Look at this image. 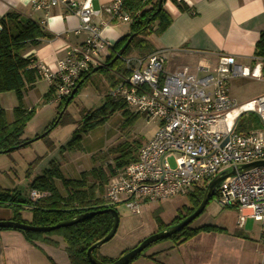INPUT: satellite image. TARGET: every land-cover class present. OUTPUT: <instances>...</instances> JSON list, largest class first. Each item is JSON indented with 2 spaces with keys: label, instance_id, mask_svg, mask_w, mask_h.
<instances>
[{
  "label": "built area",
  "instance_id": "1",
  "mask_svg": "<svg viewBox=\"0 0 264 264\" xmlns=\"http://www.w3.org/2000/svg\"><path fill=\"white\" fill-rule=\"evenodd\" d=\"M123 1L115 0L105 10L111 22H131L122 11ZM31 3L34 10L44 12L64 6L80 20L75 33L86 34L81 44L68 47L55 71L38 61L32 63L42 78L55 86L54 101L60 103L72 95L83 76L104 65L113 44L102 36V25L94 23L99 12L93 9L91 0ZM166 62L163 52L123 57L124 71L116 74V84L108 93L134 114L158 124L139 149L136 161L115 170L102 197L106 205L125 204L135 215L145 205L186 197L196 186L208 184L231 167L264 162V95L238 105L229 89L236 78L261 80L263 63L250 68L238 64L232 56H221L213 67L198 65L168 71ZM245 113L257 114L263 130L238 133L236 125ZM215 194L222 208L237 210L239 227L248 219L260 223L264 238V165L238 172L221 183ZM46 196L36 190L30 193L32 201Z\"/></svg>",
  "mask_w": 264,
  "mask_h": 264
},
{
  "label": "trees",
  "instance_id": "2",
  "mask_svg": "<svg viewBox=\"0 0 264 264\" xmlns=\"http://www.w3.org/2000/svg\"><path fill=\"white\" fill-rule=\"evenodd\" d=\"M159 1H123L122 11L131 17V22L128 23V33L110 48L109 55L104 62V65H108V67L95 73L91 70L80 79L76 85V87L79 85V88L75 96L96 73H105L108 76L111 87H114L116 77L112 73L116 75L124 71L123 57L132 55L133 53L138 56H146L157 52L150 42V37H160L173 22L172 16L165 9L167 2L172 3L182 13L190 11V8L185 3L177 0H163L161 6H159ZM0 23L3 27V30L0 32V95L14 93L19 101V105L13 109L12 122L7 121L6 111L0 106V154L7 155L27 147L37 140L45 139L59 125L75 124L76 122L72 120L68 122L63 121L65 110L62 117L57 118L56 121L45 129L44 137L40 138L39 136L34 140L23 139L28 123L36 114L35 108L29 110L24 106V93L26 89L42 79L39 71L32 67V63L37 62V59L35 57H25L24 53L29 46H38L41 40L52 39L54 35L46 31L39 22L25 19L17 12L8 13L0 19ZM131 36H133V39L123 56L113 62ZM254 56L256 59L262 61L264 74V31L260 34ZM55 92V86H51L50 90L43 97L44 103L53 101ZM75 96L70 100L68 106L73 102ZM68 99L69 97L59 103L58 116L65 109ZM117 111L122 112L127 124L136 121L140 117L139 114L131 113L125 103L116 101L107 95L100 108L83 113L80 123H76L78 124V128L74 132L73 137L65 146L60 148V152L63 154L75 147L81 148L83 135L102 126ZM252 119L250 120L251 124L257 120L255 116H252ZM239 120L236 125L238 133L253 131L250 123L247 125L239 124ZM140 147L135 148L129 144L118 146L114 150L116 157L112 165H109L106 170L102 167H93L89 171L80 173L79 179L65 177L57 164L52 163L49 169H46L42 175L35 177L29 184L31 191L36 190L46 193V197L37 201H32L30 198L25 200L21 197V193L18 190L0 188V208L8 207L12 209L14 216L11 220L35 227L55 226L60 222L85 213L103 212L107 209L116 210V207L108 206L102 200L106 186L116 169H122L136 161L137 152ZM52 149L54 150V148ZM57 182L61 183L66 192L65 196L59 190ZM206 186L207 184L196 186L187 194L186 197L189 205L184 206L183 209H179L169 224H166L161 219L162 209H155L153 211V219L157 225V232L168 230L170 227L180 224L188 216L192 215L204 199ZM214 197H217V194ZM25 210L32 213L31 221L22 219L21 212ZM113 221L112 214L100 213L71 227L61 228L49 233L14 231L21 232L31 243L41 241L56 245L50 238L61 237L65 242V251L70 264H92L87 255L88 250L110 233ZM193 222L170 238L152 244L131 261L130 264L141 258L153 260L154 256H146V252L163 241L172 242L174 246L178 247L202 233L228 234L226 229L215 225L192 227ZM232 236L243 237L240 232H234ZM128 251H124L121 255ZM93 254L98 261L104 264L112 263L116 260L100 256L99 248L95 249Z\"/></svg>",
  "mask_w": 264,
  "mask_h": 264
},
{
  "label": "crops",
  "instance_id": "3",
  "mask_svg": "<svg viewBox=\"0 0 264 264\" xmlns=\"http://www.w3.org/2000/svg\"><path fill=\"white\" fill-rule=\"evenodd\" d=\"M114 1L91 0L93 9L99 12L94 23L102 25V36L112 44L127 34L121 29L125 23L111 22L105 11ZM177 1L185 3L190 11L182 13L172 3L167 2L165 9L172 16L173 22L167 31L153 40L157 52H163L167 58L166 70L195 68L198 65L213 67L221 56H232L238 64L250 68L262 63L255 58L254 53L260 34L264 31V0ZM31 2L32 0H0V19L10 12H17L25 19L39 22L46 31L53 34L54 38L41 40L38 46H29L24 56L35 57L38 63L55 71L57 62L66 57L68 47L81 44L86 34L75 33L80 27V20L64 6L44 12L34 10ZM39 86L45 90V95L52 85L43 78L38 80L26 89L25 102L27 95L34 96L33 91ZM3 95H0L1 106ZM231 97L237 102L234 96ZM26 108L30 110L27 105ZM4 110L7 121L12 122L8 119L9 110ZM28 212L27 217L24 216V211L21 215L24 220L31 221L32 213ZM235 213L237 215L235 214L232 225L218 226L226 229L228 234L202 233L178 247L172 242L159 244L145 254L154 256L153 260L141 258L133 264H264L263 226L257 222L255 223L258 226H249L248 219L244 226L239 227L237 210ZM13 216L12 210L7 215L0 214V221L11 220ZM155 230L157 225L151 228L149 234L156 233ZM234 232H240L243 237L232 236ZM144 238L135 240L129 249L134 248ZM50 239L56 245L41 241L31 243L19 231L0 230V264H70L64 240L61 237ZM99 255L110 259L118 258L104 252L102 247Z\"/></svg>",
  "mask_w": 264,
  "mask_h": 264
},
{
  "label": "rangeland",
  "instance_id": "4",
  "mask_svg": "<svg viewBox=\"0 0 264 264\" xmlns=\"http://www.w3.org/2000/svg\"><path fill=\"white\" fill-rule=\"evenodd\" d=\"M121 29L128 33L129 25L125 23L121 26ZM155 38V36L150 37V42L154 47L153 40ZM132 55L136 54L133 53ZM112 74L116 77L115 73ZM110 89L111 85L108 76L105 73H96L75 96L73 102L58 116L59 103L54 100L44 103L45 90L39 86L33 91L34 96L29 94L26 102L23 100L25 107L27 105L30 109H36V114L28 123L23 139L34 140L42 136L45 133V129L57 118L62 117L65 110L63 121L72 120L79 124L83 113L94 111L101 107ZM229 89L231 95L236 98L237 104L256 99L264 94V75L261 80L237 78L230 82ZM1 102V108L9 110L8 119L12 121L13 109L19 105L16 95L14 93H5L1 98ZM131 113L134 112L131 111ZM252 116H255L257 120L251 124ZM125 121L126 119L122 112H115L102 126L83 135L81 148L75 147L63 154L60 152V148L65 146L73 137L74 132L78 128L76 123L59 125L45 139L37 140L11 154H0V188L18 190L21 193V197L28 200L31 193L30 182L35 177L42 175L46 169H49L52 163L57 164L63 175L70 179H79L80 173L89 171L93 167H102L106 170L109 165L113 164L116 157L114 150L118 146L125 144L135 148L142 146L153 136L158 125L156 120H148L144 116H140L130 124L125 123ZM248 123L253 127V130H263L262 121L257 114H243L239 124L247 125ZM31 165L33 166L31 167ZM57 186L65 196L66 192L60 182H57ZM188 205L187 197L181 196L161 203L145 205L138 215L133 214L125 204L117 205L116 210L120 216L119 228L115 237L102 246V250L113 257L115 256V258L119 257L122 251L129 249L135 240L143 237L146 239L152 235L149 233L151 228L156 226L153 219V211L155 209H162L161 219L166 224H169L176 216L177 211ZM11 210L8 207L0 208V214L7 215ZM24 213L25 217L29 216L27 210ZM235 214L233 209L222 208L218 204L217 197H214L210 200L205 211L193 222L192 227L202 225L228 227L232 225L237 215ZM21 217L22 219L24 218L22 215ZM250 224L258 226L253 220L248 221L249 226ZM167 242L169 241H163L159 244Z\"/></svg>",
  "mask_w": 264,
  "mask_h": 264
},
{
  "label": "water",
  "instance_id": "5",
  "mask_svg": "<svg viewBox=\"0 0 264 264\" xmlns=\"http://www.w3.org/2000/svg\"><path fill=\"white\" fill-rule=\"evenodd\" d=\"M163 0L159 1V6L162 5ZM133 39V36H131L129 38V40L127 41V43L125 44V46L122 48V50L117 54L116 58L114 59L113 62H115L116 60H118L119 58H121L124 54V52L126 51L127 47L130 45L131 41ZM108 67V65H103L100 67H97L93 70V72H97L103 68ZM79 88V85L75 88V90L73 91L72 95L69 97L65 108L68 106L70 100L75 96L77 90ZM63 113V112H62ZM62 115V114H61ZM44 137V135L40 136V138ZM264 165V162H256L253 164H249V165H244V166H238V167H231L230 169L221 172L220 174H218L217 176H215L206 186V192H205V196L204 199L202 201V203L200 204V206L195 210V212L188 216L184 221H182L180 224H177L175 226L170 227L168 230L165 231H159L156 232L154 234H152L151 236H149L148 238L144 239L143 241L139 242L133 249H130L128 252H126L125 254L121 255L120 257H118L114 262L112 263H108V264H130L131 261H133L137 256H139L141 253H143V251L145 249H147L149 246H151L154 243H157L161 240H165L170 238L171 236H173L174 234H176L177 232H179L180 230H182L184 227L190 225L193 221H195L206 209L208 203L210 202V200L215 196L216 193V189L217 187L223 183L224 181H226L227 179H229L230 177L235 176L238 172H245L251 168L257 167V166H261ZM100 213H110L113 216V227L110 231V233L102 240H100L99 242H97L96 244H94L89 250H88V258L90 260V262L92 264H104L100 261H98L95 257H94V250L98 249L100 247H102L105 243L111 241L119 228V224H120V216L117 212V210L115 209H107L103 212H92V213H85L79 216H76L72 219L63 221L58 223L55 226H50V227H35V226H31L25 223H21V222H16L13 220H6L0 221V229H12V230H19V231H25V232H37V233H49L55 230H59L61 228H67V227H71L75 224H78L90 217H93L96 214H100Z\"/></svg>",
  "mask_w": 264,
  "mask_h": 264
},
{
  "label": "bare ground",
  "instance_id": "6",
  "mask_svg": "<svg viewBox=\"0 0 264 264\" xmlns=\"http://www.w3.org/2000/svg\"><path fill=\"white\" fill-rule=\"evenodd\" d=\"M228 121H229V123H230V121H231V118H229V120H228Z\"/></svg>",
  "mask_w": 264,
  "mask_h": 264
}]
</instances>
